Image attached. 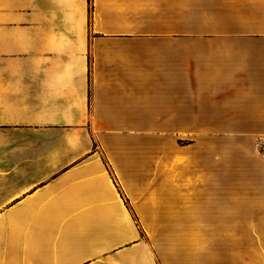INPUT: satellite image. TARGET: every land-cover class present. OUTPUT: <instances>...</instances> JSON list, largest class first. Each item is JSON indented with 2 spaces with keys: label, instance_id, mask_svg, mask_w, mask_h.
Listing matches in <instances>:
<instances>
[{
  "label": "crops",
  "instance_id": "obj_1",
  "mask_svg": "<svg viewBox=\"0 0 264 264\" xmlns=\"http://www.w3.org/2000/svg\"><path fill=\"white\" fill-rule=\"evenodd\" d=\"M181 129L264 138V0H0V264H180L164 209L221 221L229 191ZM258 199L198 264H264Z\"/></svg>",
  "mask_w": 264,
  "mask_h": 264
},
{
  "label": "rangeland",
  "instance_id": "obj_2",
  "mask_svg": "<svg viewBox=\"0 0 264 264\" xmlns=\"http://www.w3.org/2000/svg\"><path fill=\"white\" fill-rule=\"evenodd\" d=\"M184 5L181 6V12ZM187 17L181 18V24L187 23ZM246 132L245 130H232V129H211V130H188L181 129L179 132H175L173 135L174 140L180 148H194L196 159L201 162L200 157L205 161L208 160V168L203 165H196V174L201 175L208 171L212 179H219L225 177L228 180L227 192V208L228 217L221 221L211 218L210 224L199 221L196 217L193 224L187 223V218L180 220L177 224L173 222V216L183 214L182 210L178 212L177 209H172L169 205L164 209L163 223L157 226L158 232L163 235V247L164 248H176L179 249V261L180 264H198L202 263L203 257H195V254L203 249L205 243L209 241L203 238H212L214 236H220L222 234L232 235L236 232L255 231V228L259 229L263 224L262 213H259V219H256L257 225L251 223H245V225L237 224L236 212L234 204L236 198L244 196L252 197L253 195L259 196L258 203L262 201L264 204V138L257 136L246 137V135H240L239 133ZM165 130V136H171ZM250 136V135H247ZM219 160L224 162V165L219 166ZM222 168V169H220ZM224 168V169H223ZM203 169V172H201ZM221 175V176H220ZM243 179L245 181L255 180L256 189L258 192L253 193H235L234 185L235 181ZM248 183V182H247ZM182 196H184L182 194ZM251 199V198H250ZM249 199V202L251 201ZM254 202L248 203L249 208L247 214L252 213L250 208ZM261 205V204H260ZM177 207V206H176ZM257 213V210H255ZM262 211V210H261ZM181 216V215H180ZM193 218V217H192ZM185 220V221H182ZM217 221V223H215ZM241 221V220H240ZM245 221V220H244ZM248 222V220L246 219ZM260 231H262L260 229ZM195 235L198 236L195 240ZM223 236V235H222ZM234 241V240H232ZM230 243V242H228ZM224 261L222 264H234L233 261ZM212 262L217 263L218 260L212 257Z\"/></svg>",
  "mask_w": 264,
  "mask_h": 264
},
{
  "label": "trees",
  "instance_id": "obj_3",
  "mask_svg": "<svg viewBox=\"0 0 264 264\" xmlns=\"http://www.w3.org/2000/svg\"><path fill=\"white\" fill-rule=\"evenodd\" d=\"M89 2V0H87ZM262 154L264 155V150L262 151Z\"/></svg>",
  "mask_w": 264,
  "mask_h": 264
}]
</instances>
